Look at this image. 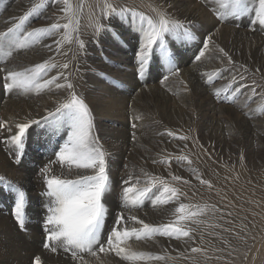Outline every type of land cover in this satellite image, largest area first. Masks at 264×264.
Here are the masks:
<instances>
[{
	"label": "rangeland",
	"instance_id": "1",
	"mask_svg": "<svg viewBox=\"0 0 264 264\" xmlns=\"http://www.w3.org/2000/svg\"><path fill=\"white\" fill-rule=\"evenodd\" d=\"M104 1L82 0L79 36L85 44H89L86 45V54L78 53L74 43L75 47L70 44L64 45L62 51L67 55H56L54 50L46 48L42 53H36L34 56L30 54L27 56L29 58L20 59L33 49L45 48V44L51 43V39H45L35 47L14 53L7 61V67L16 70L29 68L41 63V60H47L50 56L54 57L58 64L72 63L67 70L71 73V82L75 85L77 94L82 96L92 109L95 116V133L107 153L111 187L104 199L108 210L104 235H107L114 224L116 214L121 211L122 189L125 186L122 181L128 179L130 174L134 179L138 177L141 180L140 186H143V181L146 179L143 173L164 178L186 194L181 198V202L194 205L218 203L219 209L223 210L219 215L228 211H231V214L235 213L242 205L252 203L256 198L254 188L240 189L239 184L231 185L237 190V197H232L231 193L225 194L214 183H212L214 187L209 190L207 186L201 185L195 179V174L186 163L178 164L175 158L179 155H187L193 161L191 168L196 169L197 174L204 179H207V173L202 168V164L208 159L215 161L212 164H223L229 170H232L237 163L244 161V165H248L250 172L264 171V121L256 122L253 118L259 117L264 120V111H258V109H264V26L250 23L254 13L219 21L213 15V10L219 8L217 0H111L115 5L125 4L124 6L149 15L153 13V9H167L175 18L185 22L196 37L192 40L169 38V46L175 53L174 65L179 68L178 75H169L168 80L163 81V76L168 75V66L154 58L141 80L137 75L138 69L134 59L137 34L127 22L119 18L111 21L104 19L101 16ZM36 3H39V0H2L0 2V32L6 31L14 22H18L19 17ZM71 3L75 6L80 4L81 0H71ZM88 13H91V16H88ZM61 15L63 14L58 8L51 5L41 17L33 18L27 27L30 30L48 26ZM89 17L94 24L104 23L111 30L97 34ZM216 19L219 26L215 24ZM236 28L241 32H236ZM208 35L212 36L209 50L205 57L196 61L195 56L202 50L203 41ZM117 47L119 51L116 52ZM221 48L231 56L233 63L230 64L227 58L223 57V54L219 52ZM207 63H211L213 68L208 70L198 68L195 72L193 71L195 65ZM187 67L191 69L185 74L181 70ZM205 73L214 77L213 84L207 82ZM0 74L2 78L3 73L0 72ZM50 75H55V70ZM193 75L198 81L193 80ZM233 76H235L233 88L241 85L247 87L241 89L244 94L239 95L235 102H224L214 93L217 89L224 90L232 82ZM241 76L245 79L242 80ZM252 87L256 88L257 94L249 99ZM1 89L5 97L12 95L19 98L17 96L24 95L26 98H37L35 103L23 105L34 106L33 114L30 112L29 115L24 114L23 109H11L15 112L13 115L1 110L0 120L9 121L10 125L23 122L25 119H39L46 114V109L54 111L56 102L67 95L66 91L55 89L43 91L39 95L34 92L8 93L2 85ZM79 90H85L92 95L86 98L87 93L85 96ZM98 90H101L102 94L93 97L97 95ZM52 94L55 98L51 103L41 102V97ZM90 99L92 100L89 102ZM240 112H244L246 123L237 120L238 115H242L239 114ZM137 115L142 118L135 120L137 126L133 129L131 123ZM166 131H172L177 135H187L189 140L181 141L167 135H160ZM14 132V127L12 133L0 130V213L11 217L15 223L14 225L0 216V264H33L36 255L41 257L43 264H76L70 259V253L62 250L52 253L43 247L46 239L43 222L48 197L44 195L46 185L40 169L48 165L49 161H55L53 152L63 143L67 129L55 132L44 126L34 125L29 130L24 155L19 164L15 162L12 146L4 142V138ZM133 132L136 136L134 141ZM161 136L163 140L160 139ZM165 157H171L170 167L163 163H153V160L160 161ZM170 173L190 182L188 184L174 182L171 180ZM50 174L75 179L78 172L77 170L69 172L59 164L53 163ZM8 183L17 185L26 193V221L23 230L19 228L12 214L13 194L6 186ZM213 198H217V203L213 201ZM176 207L178 204L154 208L151 202L146 200L142 208L134 209L130 214L143 219L146 223L157 225L174 219L173 211ZM216 213L210 214L217 216ZM128 214L125 211V215ZM201 219L206 223L209 221L206 215ZM8 223H11L13 227ZM128 226L138 227L139 225H133L129 221ZM193 227L196 235L195 243L170 241L163 237L142 242L133 240L129 243L133 249L154 254L167 252L171 257L166 262H149V264H182V257L190 251L191 247L202 244L201 225ZM252 228H254L253 225H246V233L250 234ZM251 244L250 253L255 252L254 260L258 258V264L259 262L263 264L260 261L262 245L256 241L254 243V240H251ZM209 246L218 249L210 243ZM234 247L240 251L244 248L238 242H234ZM99 255L103 264H127L114 254ZM207 257L210 258H207L209 261H205V264L212 262L227 264L224 262L227 258L217 260L212 253ZM85 258L89 260V264H94L95 258L87 255Z\"/></svg>",
	"mask_w": 264,
	"mask_h": 264
},
{
	"label": "snow or ice",
	"instance_id": "2",
	"mask_svg": "<svg viewBox=\"0 0 264 264\" xmlns=\"http://www.w3.org/2000/svg\"><path fill=\"white\" fill-rule=\"evenodd\" d=\"M217 2L219 8L213 10V15L219 21L254 13L250 23L264 26V0H217ZM51 5H55L63 15L48 26L29 30L27 26L31 20L41 17ZM82 8V0L75 6L71 0H39V3L30 7L19 17L18 22H14L6 31L0 32V72L3 73V77L0 79H2V87L8 93L15 91L20 94H29L34 92L39 95L43 91L52 89L67 92L64 99L56 102L57 106L54 111L46 109V114L39 119H25L23 122L14 123V125H10L7 120H0V130L12 133V128H15V132L5 137L4 142L12 146L15 162L19 164L24 155L29 130L34 125L44 126L55 132L67 129L63 143L53 152L55 161H49L48 165L40 169L46 185L44 195L48 197L43 222V230L46 235L43 243L44 249L52 253H57L58 250L70 253V259L76 264H89L85 255L95 258L94 264H103L99 254H114L115 257H119L127 264L166 262L171 258L167 252L154 254L139 251L133 249L129 241L142 242L163 237L170 241L195 243L196 235L193 226L206 223L201 217L209 211L219 212L221 210L208 203L194 205L181 202V198L186 194L164 178L143 173L146 179L143 181V186H140L141 180L138 177L134 179L130 174L128 179L122 181L125 186L122 189L121 211L116 214L114 224L107 235H104L103 230L108 212L104 199L111 187L107 153L95 133V116L92 109L85 99L77 94L75 85L71 82V73L67 71L70 67L69 63L58 64L54 57L50 56L47 60L22 70L7 67V61L14 53L35 47L45 39H51V43L45 44L44 47L54 50L56 55H67L62 49L65 44L72 43L76 44L78 53L86 54V44L79 36ZM101 16L108 21L119 18L121 21L127 22L129 27L136 32L137 45L134 59L138 69L137 75L141 80L154 58L163 61L168 66V75L163 76V81L168 80L169 75H178L179 68L174 65L175 53L169 46V38L175 40L196 38L185 22L175 18L167 9L163 8L153 9V13L149 15L135 8L115 5L111 0H105ZM94 29L97 34L111 30L109 26L100 22L94 24ZM211 41L212 36L208 35L203 41L202 50L195 56L196 61L205 57ZM219 52L223 54L224 58H227L230 64L233 63L231 56L223 48L219 49ZM53 70H55V75H50ZM204 75L209 84L215 82L212 75L207 73ZM241 79L243 80L245 77L241 76ZM233 83H235V76L232 78V83L224 90L217 89L215 91L216 97L222 98L224 102H235L239 95L244 94L241 89L247 86L241 85L233 88ZM256 94V88L252 87L249 99ZM258 111H264V109H258ZM141 118L139 115L135 116L131 123L133 129L137 126L135 120ZM160 135H167L181 141L189 140L187 135H177L172 131H166ZM132 139L133 141L136 139L134 132ZM175 159L178 164L186 163L201 185L207 186L209 190L214 187L210 180L202 178L197 174L196 169L191 168L193 161L187 155H179ZM53 163L59 164L69 172L77 170V177L68 179L62 175H51ZM153 163H163L170 167L172 159L165 157L160 161L153 160ZM170 177L174 182L183 184L190 182L171 173ZM6 186L13 194L12 214L19 228L23 230L26 221V193L17 185L8 183ZM146 200L150 201L154 208L178 204V207L173 211L174 219L167 223L154 225L130 214L132 210L142 208ZM125 211L129 213L127 216ZM227 215L230 216L231 213L229 212ZM129 221L133 225L139 226L129 227ZM208 226L220 227L218 224ZM224 231L227 232L230 229L225 228ZM240 238L243 239V237ZM200 239L203 240V235ZM223 242L229 244L227 240ZM207 251L206 248L200 246L190 249L193 254H204L206 258H210L207 257ZM217 251H222V249H217ZM215 259L222 258L217 256ZM33 264H43L39 255L34 257Z\"/></svg>",
	"mask_w": 264,
	"mask_h": 264
},
{
	"label": "bare ground",
	"instance_id": "3",
	"mask_svg": "<svg viewBox=\"0 0 264 264\" xmlns=\"http://www.w3.org/2000/svg\"><path fill=\"white\" fill-rule=\"evenodd\" d=\"M88 16H91V13H88ZM91 21L92 20L90 18V22ZM215 24L219 26L217 19H216ZM225 26L230 27L228 25H225ZM235 31L241 32L240 29L238 28H236ZM230 44H232L231 40H230ZM86 45H89V44L86 43ZM70 46L75 47L74 43L70 44ZM45 49L46 48L40 49V47L37 48L36 50L33 49V51L27 53L26 55H23L22 57H20V59L23 60L25 58H29L27 56L30 54H33L34 56L36 53H39V52L42 53L45 51ZM115 51L116 52L119 51L118 47L115 48ZM121 54L123 53L121 52ZM68 59L70 60V58ZM41 61L43 62V60ZM69 65L71 66L72 63L70 62ZM198 68L208 70V69L213 68V65L211 63L195 65L193 71L195 72ZM190 69L191 67H187L181 71H184V73L186 74ZM0 78H1V74H0ZM192 78L193 80L198 81L197 77H194V75ZM1 85H2V79H0V111L5 110L6 113L10 112L13 115L15 114V112L11 111V109L13 110L23 109L24 114L29 115V112L33 114L34 106H23V105L35 103V101L37 100L36 97L26 98V96L24 95L17 96L19 98L12 97V95L5 97L3 94V90L1 89ZM79 91L84 95L85 93H87L88 96L85 95L86 98H89V95H92V94H88V92L85 90L84 91L79 90ZM96 94L97 95L93 97L100 96L102 94V91L98 90ZM54 98H55L54 94L47 95V96L41 97V102H43L44 104H47V102L51 103L53 101L52 99ZM91 100L92 99L88 101L90 102ZM239 114H242V115H238L237 120L242 121L243 123H246L247 119L245 117L244 112H240ZM253 118L256 122L264 121L263 119H259V117L258 119L255 117ZM160 139L163 140V136H161ZM213 162L215 161L212 159H208L202 164V168L206 170V173H207L206 178L208 180H210L215 185L219 186L224 191L225 194L231 193L232 197H237V190L232 188L231 185L236 186L237 184H239L240 189L246 188L250 190L254 188V190L256 191L255 192L256 194H254V196L256 198L252 203L249 202L248 204L242 205L239 211L232 213L230 216L227 215V213L229 212L231 213V211H228L227 213H225L224 211L225 214L219 215V213L223 211L222 209H220L221 211L216 213L217 216H212L210 214L212 212L209 211L206 214L209 221H207V223L201 224L202 230L200 231V237L201 235H203V240L201 241L202 244L200 246L207 248L208 250L207 255L212 253V254H215L216 257L219 256L222 259L227 258L226 261L224 260V262H226L227 264H258V258L256 259V261L254 260L255 252L250 253V249L252 247L251 240H254V243L256 241L257 243H260L262 245V249L260 253V256H262V260L260 261H262L264 264V171L263 172H250L248 170V165H244V161L237 163L236 166L232 170L227 169L223 164H220V163H216L214 165L212 164ZM213 201L217 203V198L215 199L213 198ZM215 206L216 208L219 209L218 203L215 204ZM0 216L2 218H5L6 221H9L15 225L11 217L4 215L2 213H0ZM221 217L223 218L221 219ZM11 223H8V224L13 227ZM214 224H218L220 225V227H209L208 226V225H214ZM250 224L253 225L254 228L251 229V232L249 234V233H246V225L248 226ZM225 228L230 229V231L225 232L224 231ZM240 237H243V239H241ZM225 240H227L229 244H225L223 242ZM234 242L236 243L238 242L244 246L242 251L234 247ZM209 243L212 245H215L218 249H222V251H217L216 249L210 247ZM184 257H189V258H184ZM205 261H209V260L206 258L204 254H193L190 251H188L181 259L182 264H202V263L205 264ZM260 263L261 262H259V264ZM210 264H217V263L212 262Z\"/></svg>",
	"mask_w": 264,
	"mask_h": 264
}]
</instances>
